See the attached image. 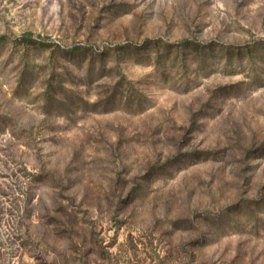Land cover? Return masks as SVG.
Listing matches in <instances>:
<instances>
[{"label":"rangeland","instance_id":"1","mask_svg":"<svg viewBox=\"0 0 264 264\" xmlns=\"http://www.w3.org/2000/svg\"><path fill=\"white\" fill-rule=\"evenodd\" d=\"M0 264H264V0H0Z\"/></svg>","mask_w":264,"mask_h":264}]
</instances>
